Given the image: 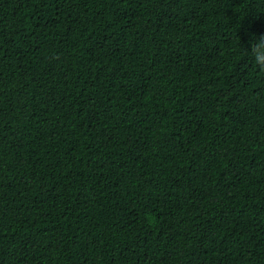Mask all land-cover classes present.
Instances as JSON below:
<instances>
[{
  "label": "trees",
  "instance_id": "16d2710c",
  "mask_svg": "<svg viewBox=\"0 0 264 264\" xmlns=\"http://www.w3.org/2000/svg\"><path fill=\"white\" fill-rule=\"evenodd\" d=\"M253 34L264 0H0V264H264Z\"/></svg>",
  "mask_w": 264,
  "mask_h": 264
},
{
  "label": "clouds",
  "instance_id": "9594fccd",
  "mask_svg": "<svg viewBox=\"0 0 264 264\" xmlns=\"http://www.w3.org/2000/svg\"><path fill=\"white\" fill-rule=\"evenodd\" d=\"M237 30L238 28L236 29V32ZM236 38L240 41L237 35ZM243 49L245 54L253 60L256 67L259 70L264 71V34H261L259 36L253 34V36L249 40L248 48ZM149 222L151 223V221Z\"/></svg>",
  "mask_w": 264,
  "mask_h": 264
}]
</instances>
